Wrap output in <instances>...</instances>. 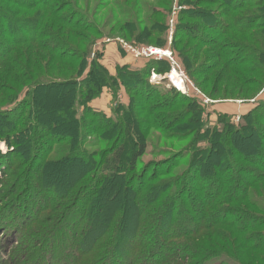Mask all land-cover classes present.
<instances>
[{
	"label": "trees",
	"instance_id": "1",
	"mask_svg": "<svg viewBox=\"0 0 264 264\" xmlns=\"http://www.w3.org/2000/svg\"><path fill=\"white\" fill-rule=\"evenodd\" d=\"M3 1L9 2V0H0L1 6H3ZM58 2L59 0H35L37 6L40 4L35 12L38 20L34 24V30L32 29V32L28 33L29 37L22 38L17 32H11V34L0 32V64L3 65V68H0V81H2L0 83V97L5 90H13L17 93V91H21L27 86L25 89L26 96L16 106L0 109V115H13L9 120L10 128L5 129L0 124V142L5 141L13 147V154L21 156L20 159H16L14 156L11 160L3 156L2 158H7V160L5 162L2 159L0 160V172L4 177L0 179V195L5 194L3 185L7 181L5 178L13 176L17 179L20 177L19 173L16 177L17 169L14 167H21L22 164H25L24 160L36 164L33 166L35 172L33 176L36 180L40 179L41 184L54 183L57 174L62 172L64 175L71 176L73 180L76 179L71 188H68L63 194L56 195V201L51 200L48 202V207L43 204L38 212L40 214L49 211L55 213L53 218H49L53 225L48 233V238L52 242L51 245L54 246L60 245V241L64 239L60 233V228L62 227V221L69 217L67 216V214H70L68 210L70 209L71 213L76 212L78 209L77 202L82 200L86 194L91 193L88 192L89 189L96 196L92 195L87 200L88 205L80 215L81 219L83 218L82 221L84 217L86 218L84 215L88 214L89 208H95L93 212L100 216L101 210L105 206L108 207L114 203L117 195L125 189L133 197L134 194H138L139 198L145 200L146 205L155 204L161 199L162 195L169 196V201H163L162 203L163 211L159 216L160 224L156 223L158 231L165 233L166 240L156 237L157 239L152 242L144 241L146 240V234L150 229L152 230L149 215L151 216L153 212L157 211L156 207L142 210L138 215L135 207L131 206L125 212L124 220L127 223L124 222L125 225L123 224L118 232L113 233L112 242L106 244L101 240L103 236L101 235L100 240H94L87 251L76 254L79 262L115 264L118 262V258L127 260L131 257L132 261L143 252L147 253V257L143 260L147 259L152 264H185V261L189 262L190 260L194 262L191 264H206L211 258L220 256L231 257L238 264H264V208L261 206L264 200V172L263 174L255 173L248 167L247 165H250L251 160L244 153L246 151L245 147L255 149V147H251L255 135L264 139V131L261 130L258 120L264 117V114H260L261 117L254 116L251 111L244 116L240 125H235L229 120H220L216 128L205 130L204 133L201 130L204 123L201 120L200 113L193 116V121L187 120V115L194 113L192 110L182 113L176 112L175 115L170 114L169 118L165 117V127L167 130H175L176 132L170 133L168 140L178 141L179 137L182 138L189 131H197L198 129L196 136L200 137L203 134L208 141V146L204 148H195L194 146L191 148L192 145L189 151L186 150L190 158L181 176L162 178L174 174V169L179 166L177 162L181 156L180 154L166 161L167 168L161 166L157 167L155 171L149 172L150 167L146 165L140 171V158L147 149L146 135L142 134L141 126L155 128L157 115H153L152 112L148 111L147 116L140 118L139 115L128 109L122 117H108L106 114L93 109L89 103L97 98L103 89L110 85L109 82L116 77L119 85L127 88L131 97L132 92L134 95L141 97H143V93L145 98L148 97L147 100H152L153 93L158 92L159 86L151 84L148 78L155 68L152 69L150 66H146L141 69H132L129 65H125L122 67L124 69L121 68L116 76H112L100 61L96 63L90 57L94 46L97 44L96 38L102 37V32H99L94 25L91 27L82 19L79 20L76 16L78 12L73 8H70L72 15L68 17L58 16V11H61ZM158 2V8L160 9L154 7V10L139 3V10L133 14L130 10L120 12L118 7L122 4H114V7L118 8L119 11L118 14H114V18L119 25V32L122 36L120 39L132 44L163 45L167 32L165 23L167 21V9L170 8L171 0H159ZM223 2L222 5H226L228 10L221 16H225L228 21L226 23L220 22L222 27L220 36L216 37L218 32L212 43L220 53H223L229 43H220L219 39L225 36L228 37L231 35L232 30L238 29V23L235 28V21L230 19V11H236L240 7L255 6L251 1L250 5L247 4L250 2H247L246 4L238 3L232 7H230L232 4L229 3L232 0ZM9 3L15 4V6L19 5L14 0H10ZM194 3V0H180L179 2L181 7L186 5V8L182 9L184 10L182 13L186 14L184 18L191 22L178 24V31L182 30L184 32L176 33L173 47L188 74L201 87L203 83L195 75L210 77L213 74V68L203 69L195 60L197 59L195 56H198L199 52V48H196L198 43L209 45L204 40L205 37L202 34L204 32L200 33L198 30L204 28L206 31L216 30L219 22L212 18L217 15L212 10L204 15L202 14L203 17L197 16ZM212 4H214V1H209L206 5ZM259 5L256 4V6ZM143 8L154 16L153 20L135 19V16L139 15ZM3 11L1 8L0 17L8 19L10 14H3ZM119 15L126 17L132 15L133 17L131 21L125 22L121 21ZM53 18H56V20ZM46 19L47 21L49 19V23ZM17 20L19 21V19ZM246 20L247 25L252 23V19L246 18ZM45 21L46 23H44ZM57 21L62 24V29L69 32H53L50 25ZM236 21L238 22V20ZM247 25H244L246 34L255 27L264 30L263 21L255 23L253 26ZM240 27L243 26L240 24ZM4 28L5 26L2 27V29ZM197 32L198 34L194 35ZM252 33L254 36L247 37V40L253 42L254 46L259 47L260 51L257 52L254 48L245 46L246 51L244 52L247 57L243 62L238 61L236 54L233 55V58L227 60L229 69L242 67L245 68L246 72L254 75L247 81L243 79L246 85H250L248 86L250 88L245 89V86H243L239 89V95L244 96V100L253 99V96L264 86V67L252 68L250 66L253 61L264 65V31ZM7 36L9 37L7 38ZM192 41L196 42V45L189 47ZM24 44L47 49L51 52L48 62L61 63L67 60L66 62L71 64V67H68L70 73L77 74L76 77L72 80H64L52 76L51 71L56 68L54 64L45 62V57L40 54L41 52L35 51L33 48L28 49V51L33 53L32 56L35 59L30 62L26 58V64L25 61L23 62L18 58L22 54L21 47ZM62 48L63 50H61ZM190 51H192L191 55ZM17 60L23 63L29 72H20ZM6 63L10 64L11 71L6 69ZM88 66L90 67L88 68ZM167 67L158 68V70L166 72L170 68ZM4 69L6 70L3 71ZM155 70L157 71V69ZM17 72L18 74L23 73L19 75L26 80V83H24L25 80L21 82ZM230 73L237 75L238 72L230 71ZM84 74L86 75L83 76ZM257 76H260V78H257ZM237 77L240 78L239 75ZM70 82H72L71 88L68 87ZM19 87L20 90L15 91ZM59 89H61L60 92ZM251 91L252 97H250ZM168 93H171V103H175L172 107L177 104L176 102L180 97H183L178 92H173V90H166L165 95L167 96ZM184 100L185 98H181V102ZM168 104L157 108L160 109L161 107L169 110L171 105L167 106ZM143 113L145 112H140V115H143ZM175 117H177L176 120H174ZM91 119L92 121L94 119L101 121L102 134H100V137L102 140L100 143L106 142L107 145L104 150L89 153L83 148V143L85 134L88 133L92 125ZM153 120L155 121L153 122ZM256 123L259 126L258 129L255 127ZM184 125H189V127L185 130ZM45 130L48 133L43 135ZM92 130L96 131L98 129L94 128ZM51 143H58L60 147ZM59 154L60 157L56 158V155ZM66 164H69V170L67 171L65 169ZM213 169H216L217 172ZM223 172H226L227 178H237L238 182L231 186L220 175L217 177V174H223ZM28 173L29 177L25 174L28 178V184L31 181L30 185H35L32 183L30 175L33 173L32 165ZM246 174L253 176L248 182L242 180V176ZM206 175L212 176L213 183H209L210 188L208 190L202 189L203 192H206L205 194H200L204 206L196 214L200 225L192 226L189 224L191 226H186L183 223L182 226L180 225L173 230L172 226L175 222L171 218L174 212V202L179 197L181 198L187 194V187L190 183L198 182L199 178L202 179ZM25 178L22 179L24 182L27 181ZM133 183L137 185L135 190L131 186ZM215 184L218 185V188L213 192L211 188L213 189ZM13 187L15 191L20 188L16 182L13 183ZM172 187H175V189H172ZM238 190H240L239 193ZM175 194H179V197ZM99 195L101 199H99ZM190 197L196 198L195 196ZM60 200L65 201L60 203L58 202ZM0 205L3 208L6 203L0 199ZM111 209H113L112 206L108 213L103 214L104 220L112 215L113 211L111 212ZM40 214L35 218L29 217L21 223L28 225L31 220L39 219ZM89 222L88 225L94 224L93 219ZM77 223L78 221H74V225H77ZM59 226L60 228H58ZM102 234L105 233L102 231ZM130 236L138 239L137 245L134 247L124 243ZM97 241L101 242L102 249L100 245L97 246ZM112 243L113 245H111ZM161 246L162 249L160 250ZM158 250L165 255L154 262V254Z\"/></svg>",
	"mask_w": 264,
	"mask_h": 264
},
{
	"label": "rangeland",
	"instance_id": "2",
	"mask_svg": "<svg viewBox=\"0 0 264 264\" xmlns=\"http://www.w3.org/2000/svg\"><path fill=\"white\" fill-rule=\"evenodd\" d=\"M158 1L159 0H59L58 4L60 5L61 11H58L57 15L68 17L72 15L70 8H73L76 12H78L76 16L79 20L82 19V21L90 24L91 27L94 25L99 30V32H102V37L96 38L97 44L94 46L90 57L93 58L96 63H99L100 61V63L108 70V72L112 76H116L117 72L125 65H129L132 69H141L146 66H150L152 69H157V71L153 69L148 78L151 84L159 86L158 92L153 93V96L151 98L152 100H147L148 97L145 98L143 93V97H141L139 95H134V93L132 92L131 97V94L129 93L127 88L119 85V81L116 80V77L114 80L109 82L110 85L104 88L102 93H100L97 98L93 99L89 103V105L93 109L106 114L108 117H122L124 112L128 109H131L135 114L139 115L140 118H144V116H147L146 114L148 113V111L152 112L153 115H157L158 119L157 123L154 125L155 128L151 129L150 127L141 126L142 134L146 135L147 149L144 155L140 158L139 168L140 171H142L143 167L148 165L150 167L149 172L155 171L157 167L161 166H163V168H167L168 164L166 165V161L170 158L173 159L180 154L181 156L179 157V161L177 162L179 163V166L174 169V174L162 177L168 178L174 177L176 175H183V171L185 170L184 168L187 166L190 158L188 152L186 153V150L189 151L192 145L193 146L191 148H193L194 146L195 148H204L208 146V141L205 139L203 134L200 137L196 136V132L198 131V129L197 131H189L182 138L179 137L178 141L168 140L167 138L170 133H175L176 131H170L166 129L165 117L169 118L171 115H175L176 112L182 113L192 110L194 113H190V115H187V120L193 121V116H195L196 113H200L201 120L204 123V125L201 127V130L202 133H204L205 130H213L214 128H216L220 120H229L235 125H240L243 122L244 116L251 111L254 113V116H260V114H264V107H262L264 106V86L258 91L255 96H253V99L244 100V96L239 95V89L243 86H245V89L250 88L248 87L250 85H246L243 79L247 81L254 75L246 72L245 68L232 67V69H229L227 66V60L233 58L234 54H236V58L239 59L238 61L240 62H243L246 59L247 55L244 52L246 51L245 46L252 47L257 52L260 51L259 47L254 46L253 42H249V40H247V37H253L254 35L252 32H263L264 30H260L255 27V29H250V31H248V34H246V28H244V25L248 24L246 18H249V20L252 19V23L247 26H253L255 23L261 21L264 22V0H232V2H229L230 4H232L230 5V7L236 6L238 3L246 4L250 1L255 6L244 8L240 7L236 9V11H230V19L235 21V28L237 27L238 23V29L232 30L230 32L231 35H229L228 37L225 36L219 39L220 43H229L227 45L228 47L223 50V53L218 52L214 47V44L212 43L214 42V39L216 37L220 36V30L222 28L220 22L222 21L223 23H226L228 21L225 16H221V14H224V12L228 10V7L226 5H222L224 3L223 1L228 0H194L197 16L203 17L206 12L212 10L213 12L217 13V15H214L212 18L219 22L217 23L219 25L216 27V30L206 31L204 27V29L198 30L200 33L204 32L202 33L203 37H205L204 40H206V43H209V45L198 43V47L196 48H199V52L198 56H195V58H197L195 60L203 69H206L207 67L208 69L213 68V74H211L210 77H208L207 75H195L201 81V83H203L201 87L196 84L193 78L188 74L183 63L181 62L180 57L178 56V53L173 47V40L176 36V33L184 32L182 30L178 31V24H186L188 22H191L187 21V19L184 18L186 14L182 13V11H184L182 9H185L186 5H182L181 7L179 5L180 0H171L170 8L167 9V21L165 22L167 26V32L166 37L164 38L163 45H142L136 43L132 44L129 42H125L123 39H120V37L122 36L119 32V25L114 18V14H118L119 12L118 8H120V12H126L127 10H130L133 14L134 12L137 13V11L139 10V3L140 5L143 4L145 5V7L152 8L154 10V7H159ZM209 1H214V4L206 5ZM9 2L3 1V6L0 5V9L2 8L4 10L3 14H10L8 19H2L0 17V32H9V34H11V32H17V34H19L22 38L29 37L30 35H28V33L32 32V29L34 30V24H36L38 20V18H36L35 16V12L40 4H38L37 6L35 0H14V2L19 3L20 6H15V4L12 5ZM251 2L247 4L250 5ZM116 3H120L122 5H120L118 8H115L114 4ZM256 4L260 5L256 6ZM119 16L121 21L125 22L131 21L133 17L132 15L127 17L123 15ZM139 18H142L144 20H153L154 16L150 14L149 11L143 8L140 14L135 16L136 20ZM17 19H19V21ZM53 19L56 20V18ZM65 19L67 20V18ZM236 20H238V22ZM46 21L44 23H46ZM47 22L49 23V19ZM240 24L243 26L242 28H239ZM3 26H5L4 29H2ZM50 26L53 28V32H69L66 31V29H62V24L58 21L56 23L54 22ZM217 33L218 35L216 36ZM197 34L198 32L194 35ZM8 37L9 36H7V38ZM195 45L196 42L192 41L189 44V47H194ZM152 47L167 50L170 52V54L169 56L162 54H146L145 52H148V49ZM21 48V50L23 51L22 54L18 56V58H20L23 62L25 61L26 64V58H28L30 62L31 60L35 59L32 56L33 53L28 51V49L33 48L35 49V51L41 52L40 54L45 57V62L52 65L54 64L56 68L54 69V71H51L52 76H56L57 78L64 80H72V78L76 77L77 74L70 73L71 71L68 67H71V64L69 62H66L67 60H64L61 63L48 62L51 52H49L47 49L38 48L37 46L33 47L29 44H24ZM61 50H63V48ZM256 51L255 53L257 54ZM191 54L192 51H190V55ZM220 54H222V56L219 57ZM20 59L19 61L21 62ZM19 61L18 70L20 72H29L25 65L23 63H20ZM167 66H169L170 68L168 71L165 70L166 72L158 70V68H168ZM250 66L252 68L264 67L262 63L254 61ZM5 67L7 70L11 71L10 64L6 63ZM89 67L90 66H88V68ZM173 67H175L177 72L182 75L184 88H180L177 85H174V81L171 77ZM0 68H3V65L0 64ZM6 69H4L3 71H5ZM230 71H237V75H239L240 78H238L237 75H232ZM19 74L17 72L18 78H20L21 82H24L25 79ZM85 75L86 74H84L83 76ZM257 78H260V76H257ZM1 82L2 81H0V83ZM24 83H26V80ZM26 87L21 91H17V93L13 92V90L3 91L1 95L2 98L0 97V109L2 110L7 107L16 106V104L26 96ZM68 87H72V82L69 83ZM253 88H255V86H253ZM16 90H20V87L18 89H15V91ZM60 90L61 89H59V92ZM166 90H173V92H178L181 96H183L177 100V104L174 107L172 106L175 103H171L172 101L170 99V94L172 92L170 94L168 93V95L166 96ZM250 93V97H252V91ZM14 98L16 99L14 100ZM181 98H185V100L181 102ZM168 103H171V107L169 108V110L162 109L161 107L160 109L157 108L158 106H165ZM169 104L167 106H169ZM140 112L145 113H143V115H140ZM12 117V114L0 115L1 127L5 129L10 128L9 120ZM261 118L264 119V117ZM261 118L258 119L260 122L259 125L261 127V130L264 131V120ZM176 119L177 117L174 118V120ZM154 121L155 120H153V122ZM100 124V120L94 119L92 121L90 130L87 134H85L83 148L89 153L97 150L101 151V149L104 150L105 146L107 145L106 142L103 143L104 145L100 143V141L102 140L100 137V134H102ZM194 126L196 128L195 124ZM188 127L189 125L183 126L185 130ZM255 127L257 129L259 128L257 123ZM94 128H97L98 130L93 131L92 129ZM47 133L48 131L45 130L43 132V135ZM51 144H55L54 146L60 147V144L58 143ZM251 147H255V149L245 147L246 151L244 153L251 160V162L249 163L250 165L247 166L250 167L255 173L259 172L263 174L264 139L255 135L253 145H251ZM0 151V160L2 159L3 162H5L7 158L9 160L13 159L14 156L16 159L21 158V156L13 154V147L9 146L5 141L0 142ZM3 156H6L7 158L4 159L2 158ZM58 157H60V154L56 155V158ZM24 162L25 164H22L21 167H14L15 169H17L16 177L18 173L20 174V177H18L17 179H15L13 176L5 178V180H7L6 183H3L5 194L0 195V199L2 200V202L6 203L5 207H0V264H95L93 262H79L76 254L87 251V248L91 246L90 244H92L94 240H100L101 235H103L101 240H103L106 244L111 243L113 233L115 231L118 232L122 228V225H125V223H127L124 220L125 212L128 211L131 206L135 207L138 215L142 210L145 211L149 210L150 208L156 207L157 211L155 213L153 212V215H149L151 219L152 230L150 229V231L146 234V240L144 241L152 242L157 238L166 240L165 233H160V231H158L156 223L160 224L159 216H161L160 213L163 211L162 203L163 201H169L168 195H162L163 197L161 196V199H159L155 204L150 203L149 205H146L145 200L141 197L139 198L138 194H134L135 196L133 197L128 193V190L125 189L120 192L121 194L117 195L114 203H112L113 205L111 204L108 207L105 206V208L101 210L102 212L100 216L93 212L95 211V208H89L88 214H83L84 216H86V218L84 217V220L82 221L83 218L81 219L80 215L88 205L87 200L92 195L96 196V194H93V191L89 189L88 192L91 193L86 194L82 198V200L77 202V211L71 213L69 209L68 212L70 214H67V216L69 217L65 218L62 221L61 228L60 226L58 227L60 228L62 238H64L62 241H60V245H51L52 242L48 238V233L51 230V226L53 224L52 221H49V218H53V216H55V213L49 210V212L42 214L38 212L39 210H41L43 204H45V207H48V202H50L51 200L56 201V195L63 194L68 188H71V186L74 185V181H76V179L73 180L71 176L64 175L62 174V172L60 174H57L58 177L56 176V180L54 181V183L47 184L46 182L45 184H41V182H39L40 179L36 180L33 176V174L35 173L33 166H35L36 164L31 163V161L28 160H24ZM31 165L33 173H31L30 175L32 177V183L35 185H30L31 181L28 184V170L31 168ZM65 166L66 171L69 170V164H66ZM2 168L4 169L5 167ZM213 170L217 172L216 169ZM25 174H27L28 176L26 177ZM219 175L231 186L235 182H238L237 178H227L226 172H223V174H217V177ZM211 177L212 176L210 175H206L203 176L202 179L199 178L198 182L190 183L187 187V194L182 196L181 198L179 197V194H175L178 195L179 199H176V202H174V212L171 218L173 222H175V224L172 226L173 230L180 225L182 226L183 223L186 226L200 225V221L198 217H196V214L199 213L204 207L203 199L202 197H200V194L206 193L203 192L202 189L208 190L210 188L209 183L212 182ZM2 178L4 177L0 172V179ZM23 178L27 179V181L24 182L22 180ZM252 178L253 176H251V174L242 176V180L247 182ZM15 182L18 183V187H20L19 189L17 188L18 190L16 189V191L13 187V183ZM131 186L135 190V187L137 185L136 183H133ZM216 188H218V185L215 184V187L213 186V189L211 188V190L216 191ZM172 189H175V187H172ZM237 192L239 193L240 190H238ZM190 196H195L196 198L193 199ZM99 199H101V197ZM64 201L60 200L58 202L61 203ZM111 206L113 207V209H111V212L113 211V213L111 216H108L106 220H104L103 214L108 213ZM261 206L264 208V200L262 201ZM49 208L51 209V207ZM228 213L230 212L228 211ZM39 214L40 218L31 220V223H29L28 225H23L21 223L23 220H27L29 217L35 218ZM91 219H93L94 224H89V226L88 223H90L89 221ZM74 221H78L77 225H74ZM102 231L105 234H102ZM125 241L126 242L124 243L129 246L131 245V247H134L137 245L138 239L130 236L128 240ZM99 245L102 249L101 242L97 241V246L99 247ZM111 245H113V243ZM164 245L166 244L164 243ZM161 249L162 246L160 247V250ZM146 255L147 253L142 252V254L135 257V259L132 261L131 257H129L127 260L118 258V262L115 264H152V262H148L147 259L143 260L147 257ZM164 255L165 254L161 253L158 250L154 254V262H156ZM185 262V264L194 263L193 260ZM206 264L238 263L231 257L220 256L211 258L206 262Z\"/></svg>",
	"mask_w": 264,
	"mask_h": 264
},
{
	"label": "bare ground",
	"instance_id": "3",
	"mask_svg": "<svg viewBox=\"0 0 264 264\" xmlns=\"http://www.w3.org/2000/svg\"><path fill=\"white\" fill-rule=\"evenodd\" d=\"M156 52H159V51H157V49H159V48H153ZM163 52H165V50L164 51H162V53ZM169 54V53H168ZM171 77H172V80L174 81V83L178 86V87H180V88H184V82H183V79H182V77L180 76V73H178L177 71H172V75H171Z\"/></svg>",
	"mask_w": 264,
	"mask_h": 264
},
{
	"label": "built area",
	"instance_id": "4",
	"mask_svg": "<svg viewBox=\"0 0 264 264\" xmlns=\"http://www.w3.org/2000/svg\"><path fill=\"white\" fill-rule=\"evenodd\" d=\"M157 49V48H156ZM157 51H159V52H156L154 49H153V47L152 48H149L148 49V52H145L146 54H148V55H153V54H157V55H168L169 56V54H170V52L169 51H167V50H165V52H163L162 53V51H164V49H157ZM169 53V54H168ZM177 71L176 70V68L175 67H173L172 68V71ZM181 77H182V75H180ZM174 85L176 86V84L174 83Z\"/></svg>",
	"mask_w": 264,
	"mask_h": 264
}]
</instances>
